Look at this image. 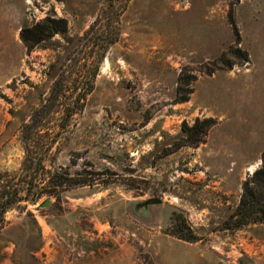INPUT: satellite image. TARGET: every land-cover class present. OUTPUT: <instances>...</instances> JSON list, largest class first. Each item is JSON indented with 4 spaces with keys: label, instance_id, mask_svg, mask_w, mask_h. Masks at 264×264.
Segmentation results:
<instances>
[{
    "label": "rangeland",
    "instance_id": "obj_1",
    "mask_svg": "<svg viewBox=\"0 0 264 264\" xmlns=\"http://www.w3.org/2000/svg\"><path fill=\"white\" fill-rule=\"evenodd\" d=\"M23 2L21 28L53 17L66 31L0 44V173L20 171L28 124L48 180L79 183H39L4 214L0 264H264V222L221 229L264 151V0H130L93 79L106 1Z\"/></svg>",
    "mask_w": 264,
    "mask_h": 264
},
{
    "label": "trees",
    "instance_id": "obj_2",
    "mask_svg": "<svg viewBox=\"0 0 264 264\" xmlns=\"http://www.w3.org/2000/svg\"><path fill=\"white\" fill-rule=\"evenodd\" d=\"M106 6L101 11V16L107 18V27L110 28L108 37L103 38L97 44H91V51L96 56V64L94 68L88 71V78L93 79L98 71L99 64L102 61L108 46L117 41L119 35V18L125 10L127 3L130 0H105ZM66 31V22L64 19L46 17L42 23L35 24L33 26H23L20 30L19 37L27 50L55 34H62ZM62 81V79H61ZM60 79L55 81L51 99H57L59 92H61ZM92 85L88 84L84 93L80 95L84 100L86 94L90 92ZM79 100V97H76ZM45 104L41 108L35 110L31 115V122L43 117V114H47L48 110H45ZM69 115L74 114L73 111L68 112ZM204 129L214 124L212 118H206L201 121ZM33 126L23 124L21 129V139L23 140L25 155L21 164L19 172L10 174L8 172L0 173V228L4 222V214L20 201H36L41 195V192L35 190L37 184L48 180L43 171L46 172L45 166L42 161V156L48 151V145L36 146L35 134ZM203 134L204 132L201 131ZM261 165L253 171L250 178L246 179L242 183V192L235 209L223 220L221 229L235 230L247 224H255L264 222V151L260 155ZM60 170H62L60 168ZM49 172V170H47ZM67 175L65 170L54 171V175L51 178V185H57L61 187L64 183L76 184L79 182H72L71 178ZM56 179L52 182V179ZM43 180V181H42ZM36 182V184H35ZM173 221L178 224V228L185 229L186 233L179 238L186 241H196L198 238L192 234L190 227L186 224L185 219L181 217V214H174L172 216Z\"/></svg>",
    "mask_w": 264,
    "mask_h": 264
},
{
    "label": "crops",
    "instance_id": "obj_3",
    "mask_svg": "<svg viewBox=\"0 0 264 264\" xmlns=\"http://www.w3.org/2000/svg\"><path fill=\"white\" fill-rule=\"evenodd\" d=\"M11 2V8L14 11L9 14L0 15V44H3L4 40H7V44H22L19 40L18 33L24 22V2L23 0H1ZM9 5H1V10L5 11ZM7 33L10 35L3 36L2 34ZM2 41V42H1ZM12 41V42H11Z\"/></svg>",
    "mask_w": 264,
    "mask_h": 264
},
{
    "label": "built area",
    "instance_id": "obj_4",
    "mask_svg": "<svg viewBox=\"0 0 264 264\" xmlns=\"http://www.w3.org/2000/svg\"><path fill=\"white\" fill-rule=\"evenodd\" d=\"M31 5V4H30ZM38 9L29 7L27 8V20L30 22L37 21V17L39 15V12H37Z\"/></svg>",
    "mask_w": 264,
    "mask_h": 264
},
{
    "label": "water",
    "instance_id": "obj_5",
    "mask_svg": "<svg viewBox=\"0 0 264 264\" xmlns=\"http://www.w3.org/2000/svg\"><path fill=\"white\" fill-rule=\"evenodd\" d=\"M161 203V200L159 198H149L146 200V204H159ZM49 204V201H46L42 204V206H47Z\"/></svg>",
    "mask_w": 264,
    "mask_h": 264
}]
</instances>
